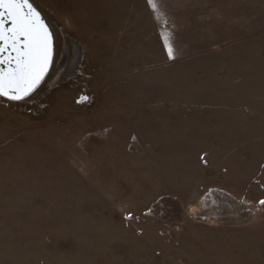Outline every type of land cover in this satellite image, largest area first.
<instances>
[{"label": "rangeland", "instance_id": "rangeland-1", "mask_svg": "<svg viewBox=\"0 0 264 264\" xmlns=\"http://www.w3.org/2000/svg\"><path fill=\"white\" fill-rule=\"evenodd\" d=\"M29 1L54 50L0 96V264H264V0Z\"/></svg>", "mask_w": 264, "mask_h": 264}, {"label": "snow or ice", "instance_id": "snow-or-ice-1", "mask_svg": "<svg viewBox=\"0 0 264 264\" xmlns=\"http://www.w3.org/2000/svg\"><path fill=\"white\" fill-rule=\"evenodd\" d=\"M148 3L154 12L160 11L159 0ZM0 9L7 13V17L0 13V64L7 66L0 70V96L19 100L35 90L47 70L51 33L29 0H0ZM4 19L10 27H4ZM165 48L169 59L174 58L173 46L167 39ZM5 52L8 55H2Z\"/></svg>", "mask_w": 264, "mask_h": 264}, {"label": "water", "instance_id": "water-1", "mask_svg": "<svg viewBox=\"0 0 264 264\" xmlns=\"http://www.w3.org/2000/svg\"><path fill=\"white\" fill-rule=\"evenodd\" d=\"M29 3H31L30 1H29ZM32 4V3H31ZM33 5V4H32ZM34 7V6H33ZM35 8V7H34ZM35 10L38 12V10L35 8ZM0 13H3V16L4 17H7V13L6 12H4V10L3 9H0ZM40 14V13H39ZM40 17H41V19H42V21L47 25V23H46V21L44 20V18L42 17V15L40 14ZM3 23H4V27L5 28H7V27H10L11 25H10V22L7 20V19H4V21H3ZM48 26V25H47ZM49 28V27H48ZM49 31H50V29H49ZM51 33V32H50ZM53 50H54V48H53V38H52V34H51V54H50V58H49V62H48V66H47V70H46V72L44 73V76H43V78L41 79V81H40V83L44 80V78L46 77V75L48 74V72H49V70H50V67H51V64H52V59H53ZM2 55H8V53L7 52H5V53H3ZM12 55L14 56L15 55V53H12ZM67 55V54H66ZM6 68H7V66L6 65H4V64H0V70H6ZM40 83L37 85V87L40 85ZM36 87V88H37ZM35 88V89H36ZM33 92V91H32ZM31 92V93H32ZM30 93V94H31ZM29 94V95H30ZM28 95V96H29ZM28 96H25L23 99H25V98H27ZM1 97H3V96H1ZM3 98H5V99H7V100H10V101H21V100H23V99H19V100H11V99H8L7 97H3Z\"/></svg>", "mask_w": 264, "mask_h": 264}, {"label": "bare ground", "instance_id": "bare-ground-1", "mask_svg": "<svg viewBox=\"0 0 264 264\" xmlns=\"http://www.w3.org/2000/svg\"><path fill=\"white\" fill-rule=\"evenodd\" d=\"M64 65H65V64H63V65L61 66V70H62V67H64ZM0 98H1V97H0Z\"/></svg>", "mask_w": 264, "mask_h": 264}, {"label": "crops", "instance_id": "crops-1", "mask_svg": "<svg viewBox=\"0 0 264 264\" xmlns=\"http://www.w3.org/2000/svg\"><path fill=\"white\" fill-rule=\"evenodd\" d=\"M48 5V4H47ZM52 6H54V5H52Z\"/></svg>", "mask_w": 264, "mask_h": 264}]
</instances>
